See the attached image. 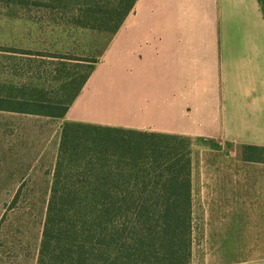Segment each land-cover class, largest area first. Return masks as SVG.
<instances>
[{
    "label": "crops",
    "instance_id": "crops-1",
    "mask_svg": "<svg viewBox=\"0 0 264 264\" xmlns=\"http://www.w3.org/2000/svg\"><path fill=\"white\" fill-rule=\"evenodd\" d=\"M67 121L230 142L246 161L264 151L262 1L137 0ZM203 167L193 264H264V163Z\"/></svg>",
    "mask_w": 264,
    "mask_h": 264
},
{
    "label": "trees",
    "instance_id": "trees-1",
    "mask_svg": "<svg viewBox=\"0 0 264 264\" xmlns=\"http://www.w3.org/2000/svg\"><path fill=\"white\" fill-rule=\"evenodd\" d=\"M136 2L0 0V8L34 21L33 7L53 17L72 13L74 21L62 26L107 33L111 41ZM84 61L65 104L38 86L0 82V110L65 117L99 63ZM192 153V139L178 134L65 122L37 264H193Z\"/></svg>",
    "mask_w": 264,
    "mask_h": 264
},
{
    "label": "rangeland",
    "instance_id": "rangeland-1",
    "mask_svg": "<svg viewBox=\"0 0 264 264\" xmlns=\"http://www.w3.org/2000/svg\"><path fill=\"white\" fill-rule=\"evenodd\" d=\"M79 3L71 6L79 8ZM0 9L2 87L28 83L65 104L78 90L80 75L87 70L79 67L80 63L84 59L101 62L110 34L62 26L74 21L72 13L63 15L57 10L53 17L45 9L33 7L30 16L40 18L34 21L11 17L6 13L8 8ZM77 72L82 74L70 79ZM63 124L64 117L0 110V264H37ZM233 150L230 142L192 139L196 174L202 175L201 165L208 163H264L262 149L250 148L247 161ZM199 258L197 262L204 263Z\"/></svg>",
    "mask_w": 264,
    "mask_h": 264
}]
</instances>
